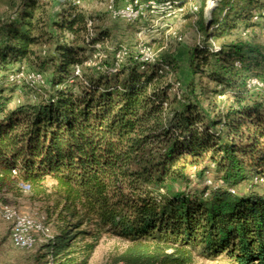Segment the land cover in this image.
Masks as SVG:
<instances>
[{"label": "trees", "instance_id": "obj_1", "mask_svg": "<svg viewBox=\"0 0 264 264\" xmlns=\"http://www.w3.org/2000/svg\"><path fill=\"white\" fill-rule=\"evenodd\" d=\"M46 2L18 0L0 18V203L47 204L54 233L35 264H88L104 236L127 243L108 264H264V101L245 87L264 49L239 36L264 25L252 21L264 2L221 0L207 26L200 9L177 90L165 53L148 63L128 51L116 66L126 45L110 43L89 64L108 31L68 0L48 16ZM38 56L52 66L45 86H25L33 102L10 107L22 64ZM192 175L213 186L193 189Z\"/></svg>", "mask_w": 264, "mask_h": 264}, {"label": "rangeland", "instance_id": "obj_2", "mask_svg": "<svg viewBox=\"0 0 264 264\" xmlns=\"http://www.w3.org/2000/svg\"><path fill=\"white\" fill-rule=\"evenodd\" d=\"M43 1V0H42ZM47 1L45 9L47 15H55L58 11L59 4H62L63 0H45ZM148 1V0H141ZM162 2L164 0H155ZM182 1L184 6V11L178 13L171 17H163L162 13L157 15H146L135 23H127L120 19H111L106 10L105 0H83V10L89 19H92L94 26L99 27V29H105L109 33V40L105 46L97 44L95 47L98 51H95V55H102L99 51L103 47L113 50V46L110 43H123L126 52L132 51L135 54L137 46L140 43H146L150 45L152 53L157 57V55L165 53L173 57L176 60L177 66L175 70L177 71V78H179V83H176L174 89L181 88L182 84L186 82L189 78V71L187 68V56L192 47L199 43L201 40V35L199 26L197 24L199 20L200 9L205 7V0H179ZM191 5L197 7V10H192ZM264 2V0H262ZM18 0H0V18L4 19L11 14ZM45 3V2H42ZM264 9L258 8L256 11ZM90 22V21H89ZM88 22V23H89ZM264 23V22H263ZM88 27V24H87ZM91 27V26H90ZM264 25L256 27L252 30H248L246 36L241 35L245 41L253 42L264 49ZM94 32L89 30V35L91 36ZM180 38V40H178ZM217 46V42L213 40ZM37 55H43L41 52L45 51L48 56L51 52V47H45L43 49L41 46L34 48ZM42 57L38 56L37 60L31 61L30 63L24 62L20 71L25 73L29 72H39L44 76V79L48 78L51 72V64H47L41 67ZM96 59L98 57H93L89 62L91 65H95ZM18 72V73H19ZM252 76L251 78H259L264 81V63L259 65H254L249 71ZM204 86L209 89L215 88V84L211 82H205ZM19 88L16 89L14 95L12 96L10 107H16L20 101V104L33 102L35 98L34 94H30L25 86H29L25 81L18 82ZM30 87V86H29ZM41 87V86H37ZM201 85L198 86L197 91L200 90ZM32 88V87H31ZM35 88V87H34ZM248 90V89H247ZM246 96L253 100L264 101V91L260 90H248ZM208 100L215 102L216 105L220 107H227L231 103V98L228 94L221 96H213L208 94ZM204 99V97H202ZM204 106L207 104V100H202ZM193 173V172H192ZM192 180L194 183L190 187L193 189H201L203 186H213L212 178L206 177L201 180H197L192 175ZM242 192L248 190V186L240 187ZM253 190L261 192L259 187H255ZM6 204L0 203V264H35L37 256L39 255V248L44 243L43 239L39 238L36 244L30 250L19 249L15 247L10 241V224L4 220L2 216V208L7 206L16 210L17 212L31 217L36 221H41L50 230L51 234L54 233V227L51 223H46V213L45 209L47 204L42 202H32L27 196L15 199L8 196ZM127 243L116 237L104 236L97 247L95 248L88 264H108L111 257L114 254L121 252ZM51 261V257H48ZM194 264H226L224 261H208L201 258H196Z\"/></svg>", "mask_w": 264, "mask_h": 264}, {"label": "built area", "instance_id": "obj_3", "mask_svg": "<svg viewBox=\"0 0 264 264\" xmlns=\"http://www.w3.org/2000/svg\"><path fill=\"white\" fill-rule=\"evenodd\" d=\"M44 1V0H43ZM76 7L83 6V0H68ZM192 10H197V7L191 5ZM106 10L111 19H120L127 23H135L146 15H157L162 13L163 17H171L184 11L182 1L179 0H164L158 2L155 0L141 1V0H105ZM253 22L263 23L264 22V9L255 11L252 17ZM91 22L88 23L90 28ZM264 31V29H263ZM246 32L242 35L246 36ZM180 40V38H178ZM212 49L216 50L217 46L210 41ZM127 52L125 49L118 51L115 54V65L118 66L122 59L126 56ZM135 54L140 57L141 60L148 63L155 61V55L152 53L151 48L146 43H140L137 46ZM94 57H100L97 54ZM236 66H239L236 64ZM161 71H168L166 66L162 67ZM75 74L80 75V68L76 67ZM18 82L21 80L25 81L30 87L34 88L37 86H45L44 76L39 72H27L20 71L16 76ZM245 87L248 90H260L264 91V81L259 78H249L245 83ZM19 88V87H18ZM17 103H20L17 100ZM263 182V180H260ZM2 216L5 221L10 224V241L11 243L24 250H30L38 241L39 238L46 242L51 238L52 234L50 230L41 221H36L29 216L21 214L16 210L7 206L2 208Z\"/></svg>", "mask_w": 264, "mask_h": 264}, {"label": "water", "instance_id": "obj_4", "mask_svg": "<svg viewBox=\"0 0 264 264\" xmlns=\"http://www.w3.org/2000/svg\"><path fill=\"white\" fill-rule=\"evenodd\" d=\"M221 0H205V7L203 9V22L208 25L214 11L218 8Z\"/></svg>", "mask_w": 264, "mask_h": 264}]
</instances>
